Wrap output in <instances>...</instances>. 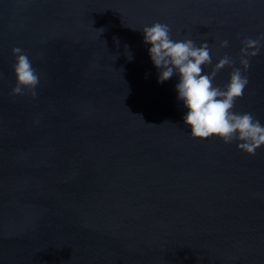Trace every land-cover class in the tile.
<instances>
[{"label": "water", "instance_id": "95a60500", "mask_svg": "<svg viewBox=\"0 0 264 264\" xmlns=\"http://www.w3.org/2000/svg\"><path fill=\"white\" fill-rule=\"evenodd\" d=\"M157 21L231 57L234 110L264 123V48L239 62L264 0H0V264H264V146L190 137L133 30ZM16 47L35 97L12 95Z\"/></svg>", "mask_w": 264, "mask_h": 264}, {"label": "clouds", "instance_id": "9594fccd", "mask_svg": "<svg viewBox=\"0 0 264 264\" xmlns=\"http://www.w3.org/2000/svg\"><path fill=\"white\" fill-rule=\"evenodd\" d=\"M133 30L139 31L143 37L142 42L157 72V83L176 79V99L184 110L182 123L189 130L190 137L200 140L216 138L225 144L235 142L238 150L250 156L264 146V123L250 112L234 110L249 80L231 57L225 55L213 65L207 40L198 45L191 38L174 39L166 23L157 21ZM113 40L119 45V37L114 36ZM228 46V40L221 42V47ZM124 47L131 61L130 46L125 44ZM261 48H264V36L242 41L239 62L244 70L249 67L250 58L259 55ZM12 53L15 57L12 71L16 79L12 95H23L27 90L35 97L40 77L32 60L22 48H13ZM209 66L212 70L205 71ZM226 66L232 67L229 80L223 87L217 86L214 83L216 73Z\"/></svg>", "mask_w": 264, "mask_h": 264}]
</instances>
